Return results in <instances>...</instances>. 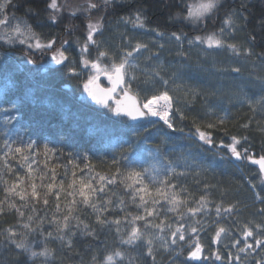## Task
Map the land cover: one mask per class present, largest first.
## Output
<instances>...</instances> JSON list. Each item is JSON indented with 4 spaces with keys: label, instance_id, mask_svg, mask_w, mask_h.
I'll return each instance as SVG.
<instances>
[{
    "label": "snow or ice",
    "instance_id": "1",
    "mask_svg": "<svg viewBox=\"0 0 264 264\" xmlns=\"http://www.w3.org/2000/svg\"><path fill=\"white\" fill-rule=\"evenodd\" d=\"M26 2L31 4L32 0ZM117 2L119 0H83L73 4L70 0H49L43 9L47 16L42 20L41 11L31 6L25 8L23 16L15 12L9 14V9L17 5L13 0H0V48L6 49L0 53V75L5 79V89L11 85V95L4 101L8 107H0V112L6 114L4 127L0 128V192L3 194L0 217L15 213L17 218L15 224L0 229V256L7 253L0 264H56L57 249L50 243L58 241L61 250L72 252L78 239L98 241L99 233L111 230L117 238L114 244L110 246L104 242L100 252L91 257L90 264H143L148 259L151 264H162L157 261L159 252L179 257L185 250V264H207L213 258L215 261L226 259L227 264H264L261 254L264 253V223L252 220L242 223L237 218L232 226L222 224L223 219L240 211V202L225 206L223 200L209 199L210 186L207 184L204 185L205 195L194 197L187 186L179 182L187 173L177 171V165L163 154L161 145L172 139V133L184 132L176 126L177 117L181 121L189 119L192 130L187 135L196 140L201 149L211 152L213 159L218 157L220 163L247 162L257 166L258 183L247 176L245 180L254 200L261 205H264L261 194L264 191V147L257 153L247 135L230 134L226 112L220 115L215 108L207 107L205 119H198L186 116L177 107L182 101L190 106L200 96L207 101L220 89L202 92L178 83L183 79L179 72H173L166 79L161 74L165 69L160 63L141 68L137 57L143 52H149L148 61L160 59V52H151L147 43L131 44L130 40H124L118 46L117 55L104 41H98L96 37L102 36L105 30V15L93 19L92 12L103 9L106 13ZM226 2L179 0V11L169 16L170 21L184 23L195 31L207 29L209 22L219 19V27L211 31L191 37L183 29L169 32L153 28L149 31L160 40L174 41L176 56L185 60L188 58L185 44L189 49L197 47L205 53L226 50L237 59H247L253 56L252 47L232 42L237 31L246 28L249 22L246 5L241 0L239 9L227 8ZM146 12L147 9L139 7L130 15L119 17L118 22L147 29ZM77 14L86 17L83 40L70 41L51 34L45 38L36 30L46 23L58 26L67 15L64 29L71 33L77 27L72 23ZM29 16L34 18L35 27ZM258 25L264 31V19L258 21ZM255 42L256 36L249 33L247 44ZM73 44L78 48V59L68 53ZM156 46L160 51L165 49L164 43ZM20 47L24 48L19 58L24 74L23 79L18 80L14 70L19 71V67L13 55ZM92 48L95 55L90 59ZM33 53L41 57L47 55V62H38ZM257 59L264 66V53ZM216 71L229 72L241 81L244 79L239 66ZM61 75L78 80L80 97L59 96L54 100L46 97L48 103L41 113L43 118L37 120L29 115L25 119L24 109L28 103L36 107V91H51L48 81ZM101 77L106 78L109 87L100 85ZM248 79L259 83L260 92L264 93V75L253 77L250 74ZM157 83L160 88L156 87ZM246 87L244 82L233 83L235 91L231 94L253 113L248 122L240 126L245 131L252 126L257 112L264 116V95L250 97ZM92 102L100 107L94 108ZM13 120L27 127L35 125L42 129L47 125L69 137H74L82 124L87 125L84 130L89 139L100 145L107 141L114 149L111 161L107 162L113 171L97 172L92 157L86 153H64L50 148L48 143H43L41 148L31 137L25 140L23 128H7ZM256 124L264 134L260 122ZM33 134L38 135L41 142L45 139L42 131ZM219 134L229 142L217 140ZM156 140L159 143L154 147H145ZM59 159L66 162L58 163ZM183 167L203 168L196 161L192 164L186 161ZM117 184L122 186L128 200L111 192V186ZM258 184L261 191L257 190ZM129 203L136 207V214L127 211ZM40 207L44 209L43 214L38 210ZM86 209L94 216L91 223L84 217ZM258 212L264 216V207ZM45 224L52 230L45 231ZM209 227L215 230V250H208L201 242V233ZM222 236L230 239V243L223 245L226 256L220 251ZM129 249H135V255ZM169 264H174V259Z\"/></svg>",
    "mask_w": 264,
    "mask_h": 264
},
{
    "label": "trees",
    "instance_id": "2",
    "mask_svg": "<svg viewBox=\"0 0 264 264\" xmlns=\"http://www.w3.org/2000/svg\"><path fill=\"white\" fill-rule=\"evenodd\" d=\"M48 2L49 0H32L31 4H29L26 2V0H13V3L17 5V7L10 8L9 14L15 12L17 16H23L25 15V8L31 6L34 9L41 11L40 18L43 20L47 16V13L44 12L43 9L46 7ZM82 2L83 0H70V3L73 4H79ZM243 3L246 5L247 15L249 17L247 27L242 29L243 34L245 35L246 40H248L249 33L256 36V42L252 45L253 56L247 58V66L241 68L242 77L244 78L243 81L229 72H226L228 74L225 75L224 73H218L216 70H212L211 67H214L212 64L211 66H208L204 60L198 59L196 55H193L192 52L187 50V47L184 49L188 52V58L186 60L176 56L177 48H174V50L165 55V58L162 59L163 61H161L162 56L160 54L159 61H148L146 59L148 56L147 55L139 58L137 63L140 64L141 68H151L155 64L160 63L165 69V71L161 74L164 75L166 79L173 72H179L182 74L183 79L177 81L178 83H183L192 88H197L202 92H210L220 89V91L217 92V95L209 96L207 101H205L203 96H200L197 97L196 101L190 106H186L182 101L177 105V107H179L186 116L195 117L198 119H205L204 114L207 111V107L215 108L220 115H223L226 112L229 117L228 129L230 134L247 135L249 137L253 151L259 153L261 152L262 147H264V134L260 132L256 122L259 121L260 126L264 127V116L257 112L255 114L252 126L247 131H245L240 126L248 122L249 118L253 116V113L249 111L246 105H241L238 103L237 97L231 95L232 92L235 91V89L232 88V84L240 82H244L247 85L246 92L250 97L258 98L260 95H264V93L260 92L259 83H255L252 79H248L250 74L253 77L257 75H264V66H259L260 69H258L256 72L252 71L250 68V65L255 66L258 63L262 65V62L257 59V56L260 53H264V39L261 38L264 36V31L259 29L258 21L264 19V0H243ZM178 4L179 0H129L124 2L119 0V2L109 7L106 13L103 12V9H101V11H93V19L101 14L105 15V30L103 35H98L96 39L98 41L105 40V44L109 46L111 50L114 49L118 55V46L124 43V39H122L124 38L123 26L118 22V19L121 16L130 15L135 9L139 7H144L147 9V27L150 29L160 28L161 30H166L169 32L183 29V31L186 32L189 37L196 35L197 31H194L191 26L169 20L170 14H174L175 12L179 11V8L177 7ZM240 6L241 0H227L226 2L227 8L239 9ZM222 15L223 12H221V16ZM28 19L30 22H33V26L35 27L34 18L29 16ZM85 22L86 17L84 15L77 14V16L72 19V23L77 27L75 31L68 33L64 29V25L68 23V17L66 15L58 26H52L46 23L43 28H36V30L41 32L45 38L51 34L58 35L59 37L68 39L70 41H74L76 38L83 40ZM211 22H209L211 23L210 25L208 24L206 29L207 31H211L214 28L219 27V19L213 20ZM213 22L219 23L213 26ZM241 23L243 22L241 21ZM107 30L109 33L106 35ZM110 31L112 32L110 33ZM201 31H204V29ZM72 46H75V44ZM71 50L74 52L75 47H71L68 50V53ZM4 51H6L5 48H0V52ZM23 51V47L17 48L15 49L13 55V59L17 60L19 67V71L14 70L15 77L18 80L23 79L24 74V66L19 64V58ZM90 51L91 56L89 58L91 59L95 55V49L92 48ZM33 55L38 62H47L48 60L47 55L43 57L37 53H33ZM73 58L78 59L77 56ZM211 60H213V57ZM223 61L219 60V62ZM218 66L220 65H215L216 68ZM27 67L31 68L32 66L28 65ZM5 83L6 82L3 75H0V107H8L4 101L6 96L11 95V85H9L8 89H5ZM48 84L51 88V91H36V107L34 109L31 102L28 103V106L24 109L25 119H27L29 115H34L37 120L43 118L41 113L46 110L45 105L48 103V101L45 99L46 97H52L53 100L55 97L59 96L75 95L76 97H80L81 89L77 86L78 80L75 78L61 75L48 81ZM134 87L136 88V85H134ZM156 87L160 88L161 85L157 83ZM92 105L94 108L100 107L99 105H95L94 102H92ZM5 115V113L0 112V128L4 127L3 120ZM53 123H55V119H53ZM176 126L177 128H183L184 132L181 133L177 131L172 133V139H170L167 144L161 145V151L164 155L168 156L170 160L175 162L177 165V171H183L187 173L185 176L180 178L179 182L186 185L189 192H191L196 198L201 195H205L204 185L207 184L210 186L208 189L209 199L216 202L223 200L225 206H227L229 203L239 201L241 205L240 211H238V213H236L234 216L227 217L221 221V223L225 226H232L237 218L242 223H246L250 220L255 221L256 223H264V216L258 212V209L264 207V205H261L254 200L253 192L245 180V176H247L254 182L258 183L259 177L256 166L247 162L239 165L227 162L220 163L218 157L213 159L211 152H209L207 149H201L196 140L189 138L187 134L192 130V124L189 119L181 121L177 117ZM86 127L87 125L82 124L79 132L74 137H69L58 134L57 129L49 128L47 125H44L42 129L35 125L33 127H27L25 124L18 123L15 120H13L11 124L7 125L8 129L23 128L24 139L27 140L29 137H31L32 139L37 140L41 148L43 143H48L50 148L62 150L64 153H86L92 157V163L96 166L97 172L101 174H108L110 171H113L110 163L107 162L111 161V153L114 151V149L110 147L107 141L103 145H100L97 144L95 140L89 139L86 131L84 130ZM157 127H159V125H157ZM41 131L45 137L42 142L40 141L38 135L33 134ZM166 131L171 132V130L168 129H166ZM161 135H163V133H161ZM112 139L114 140L115 137ZM219 139H224L225 143L229 142L228 138L222 134L217 136V140ZM156 143H159V140L153 141L152 145H145V147H154ZM222 154L225 153L222 152ZM186 161L189 164H192L193 161H196L200 163L203 168L201 169L192 167L186 169L183 167ZM57 162L63 164L66 161L59 159ZM21 174L23 175V173ZM257 190L261 191L259 184ZM111 192L115 193L119 197H123L125 200H128V197L125 195L122 186L119 184L111 186ZM261 194L264 195V191H261ZM2 195V192H0V197H2ZM38 210L41 214H43V207H40ZM127 211L132 214L137 213L136 207L131 203L128 204ZM49 215H51V210H49ZM116 215H122V213H116ZM84 217L87 218L89 223H91L94 219L90 209H86L84 211ZM213 218H215L214 212ZM16 222L17 218L15 213L0 217V229L15 224ZM50 230L52 229L47 224H45V231ZM214 231V228L209 227L205 232L201 233V242L205 244L208 250H214ZM116 239L117 238L115 236L114 230H111L99 233L98 241L91 238L78 239L76 241V249H74L72 252L61 250L58 241L50 243V246L57 249L56 264H90L91 257L94 254H98L100 252L104 242H107L108 245L112 246ZM228 243H230V239L222 236L220 242V251L224 255L226 252L223 245ZM77 251L79 252V255H75V252ZM129 251H132L133 255L136 253L135 249H129ZM261 254L264 255V253ZM6 255L7 253H4V256ZM4 256H0V259H3ZM173 259L174 264H185L186 250L184 255L179 257H174L173 255L163 251L157 254V261H162V264H169V261ZM249 260H252V257H249ZM143 264H151V260L148 259L147 261H143ZM207 264H227V260L225 259L224 261H215L213 258V260L207 262Z\"/></svg>",
    "mask_w": 264,
    "mask_h": 264
},
{
    "label": "rangeland",
    "instance_id": "3",
    "mask_svg": "<svg viewBox=\"0 0 264 264\" xmlns=\"http://www.w3.org/2000/svg\"><path fill=\"white\" fill-rule=\"evenodd\" d=\"M121 1L124 2V1H129V0H121ZM218 23L217 22H213V25H216ZM121 24L123 26V31H124V33H123L124 40H130L131 44H135L137 41L142 42V43H147L149 45V49H150L151 52H158V51L160 52V54L162 56L161 61H163L162 59L165 58L166 54L170 53L172 50H174V48H177V47H175L176 44H175L174 41L169 42L166 39L160 40L155 35V33H153L152 31H149L150 28H148V27H147V29H138V28H133L131 24H124V23H121ZM242 29L237 31V33H236L235 37L233 38L232 42H236L238 44H244L246 46L252 47V45H248L247 44L248 40H246V37L243 34ZM111 32L112 31H110V33ZM108 33H109V31L107 30L106 35ZM158 43H164L165 44V49L163 51H160L158 49V47L156 46ZM124 46H128V45L124 44ZM72 47H75V51L73 52L71 50L69 52L70 57H72V58L76 57V56L78 57V48H77V46L75 45V46H72ZM185 47L188 48L187 44H185ZM129 50H130V48H129ZM187 50L192 52L193 55H196L198 57V59L204 60L207 63L208 66H211V64L213 66H214V64L215 65H220L217 68L216 67H211L212 70H216L218 68L228 69L230 67H236V66H239V67L242 68L244 66H247L246 64L248 62L247 59H244V58L237 59V58L233 57L231 55V53H229L226 50L209 51L207 53H205L201 48H197V47H193L191 49L188 48ZM113 51H114V49H113ZM0 53H3V52H0ZM147 55H149V52L141 53L137 57V61L139 60V58H141L143 56H147ZM210 57L211 58L213 57V60H211ZM219 60L220 61L224 60V61L223 62H219ZM259 66L263 67L261 64L258 63L255 66L250 65V68H251L252 71L256 72L258 69H260ZM224 74L226 75L228 73L224 72ZM99 83L102 84V85L104 84L105 86H109V84L106 81V78H101ZM134 85H133V88L135 89ZM213 246H214V250H215L216 245L213 244Z\"/></svg>",
    "mask_w": 264,
    "mask_h": 264
},
{
    "label": "bare ground",
    "instance_id": "4",
    "mask_svg": "<svg viewBox=\"0 0 264 264\" xmlns=\"http://www.w3.org/2000/svg\"><path fill=\"white\" fill-rule=\"evenodd\" d=\"M212 23V22H211ZM211 23H209V25L211 24ZM212 26V25H211ZM213 26H215V25H213ZM204 31H207L206 29H204ZM198 34H203V31H197V34L196 35H198ZM101 86L102 87H108V86H104V85H102L101 84ZM255 166V165H254ZM256 168H257V166H256Z\"/></svg>",
    "mask_w": 264,
    "mask_h": 264
},
{
    "label": "water",
    "instance_id": "5",
    "mask_svg": "<svg viewBox=\"0 0 264 264\" xmlns=\"http://www.w3.org/2000/svg\"><path fill=\"white\" fill-rule=\"evenodd\" d=\"M101 78H104V77H101ZM100 85H101V84H100ZM109 86H110V85H109ZM109 86H108V87H109ZM105 88H106V87H105Z\"/></svg>",
    "mask_w": 264,
    "mask_h": 264
},
{
    "label": "flooded vegetation",
    "instance_id": "6",
    "mask_svg": "<svg viewBox=\"0 0 264 264\" xmlns=\"http://www.w3.org/2000/svg\"><path fill=\"white\" fill-rule=\"evenodd\" d=\"M104 85V84H103ZM105 86V85H104Z\"/></svg>",
    "mask_w": 264,
    "mask_h": 264
}]
</instances>
